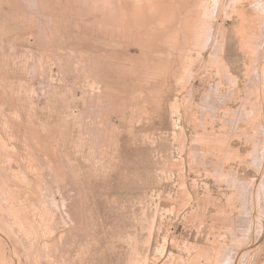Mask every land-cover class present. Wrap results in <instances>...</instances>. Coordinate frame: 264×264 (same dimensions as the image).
Instances as JSON below:
<instances>
[{"label":"rangeland","instance_id":"1","mask_svg":"<svg viewBox=\"0 0 264 264\" xmlns=\"http://www.w3.org/2000/svg\"><path fill=\"white\" fill-rule=\"evenodd\" d=\"M0 264H264V0H0Z\"/></svg>","mask_w":264,"mask_h":264}]
</instances>
